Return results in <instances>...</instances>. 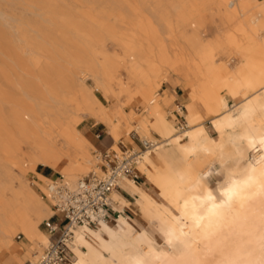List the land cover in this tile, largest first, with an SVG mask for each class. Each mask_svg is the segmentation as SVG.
Here are the masks:
<instances>
[{
  "label": "bare ground",
  "instance_id": "6f19581e",
  "mask_svg": "<svg viewBox=\"0 0 264 264\" xmlns=\"http://www.w3.org/2000/svg\"><path fill=\"white\" fill-rule=\"evenodd\" d=\"M147 7L157 23L148 22L151 52L132 47L103 64L73 62L58 80L46 73L31 87L34 95L10 110L9 130L0 108L1 144L9 156L8 164H0V247L9 251L17 233L36 252L48 244L41 223L54 213L28 175L41 178L44 192L52 177L38 173L39 165L70 185L99 170L92 156L96 145L79 129L83 117L105 125L118 141L120 126L132 124L125 108L137 101L145 106L141 126L158 131L163 141L138 166L157 195L136 188L141 195L132 210L142 222L120 216L114 225L77 229L72 264H264V0H148ZM80 14L68 17L94 20ZM208 14L218 19L209 40ZM87 77L94 80L92 90ZM164 84L188 91L181 110L187 127H176L178 133L163 115L167 94L175 103L177 93L162 89ZM96 92L115 96L114 113ZM208 118L217 138L206 128ZM172 143L174 163L160 152ZM222 170L224 178L212 189L207 178ZM113 195L119 209L129 205L117 191ZM10 257L23 264L20 254Z\"/></svg>",
  "mask_w": 264,
  "mask_h": 264
},
{
  "label": "rangeland",
  "instance_id": "374dc122",
  "mask_svg": "<svg viewBox=\"0 0 264 264\" xmlns=\"http://www.w3.org/2000/svg\"><path fill=\"white\" fill-rule=\"evenodd\" d=\"M147 2L148 0H0V12L2 13L0 16V108L4 115L3 124L8 127L6 130L11 128L9 113L12 107L26 101L29 95H34L35 91L31 87L36 86L40 79L45 78L46 73L50 74L49 77L52 80H58L67 74L73 62L82 66L91 65V62L103 64L108 59L123 58L128 49L132 47L146 53L151 52L154 32L150 31L148 22L150 21L155 27L157 23L150 8L147 7ZM68 12L79 15L90 13L94 20L73 19L68 17ZM208 15L213 19V22L211 21L208 25V33H205L206 39L209 40L217 33L218 19L211 14ZM120 73L122 76L125 75L124 71ZM85 86L91 90L94 89V80L87 77ZM162 89L170 92L175 90L177 93L175 103H173L174 98L169 95L170 102L163 106V115L165 119L168 118V121L173 123L174 133H178L174 113L178 110V104L184 106L188 91L181 86L174 88L169 84H164ZM96 93L114 113L115 106L119 105L115 96L110 93L109 99H104L100 92ZM224 95L233 106L235 102L230 95L226 93ZM144 109L145 106L137 101L125 108L132 116V124L130 127L120 126V140L112 141L113 144L117 143V146L120 144L119 150H115L120 151L123 148L138 150L139 139H149L163 144L158 131L152 129L149 132L141 126L140 120L145 115ZM183 117L185 119L184 115ZM94 125H96L95 128H93ZM206 128L210 135L218 137V132L212 128L209 118L206 121ZM79 129L93 145L97 142L95 136L101 131H105V135L109 137L107 127L103 124H96L95 120L89 116L83 117ZM1 142L0 136V164L6 165L9 162V156L4 151ZM174 146L175 144L172 143L160 150L168 156L172 163L176 161ZM22 149L29 151L25 144H22ZM94 149L92 156L99 165L101 150L98 146ZM247 163L248 160L244 159L242 166ZM138 170L141 172L140 168ZM36 171L42 175L48 171V175L45 176L52 178L60 176L49 167L41 165ZM224 173V170L219 173L215 171L207 178L206 184L215 189L218 181L224 178ZM28 178L36 192L43 196L39 187L41 178L36 173H30ZM140 185L150 193L157 195L145 175ZM126 198L131 200V205L136 210L135 201L127 195ZM161 200L164 202V199ZM45 201H47L46 198ZM131 218L141 221L136 215ZM42 223L41 229L45 231ZM114 224L116 223L111 225ZM156 246L163 248L164 244L158 239ZM36 247L35 244L32 245L31 242L26 241L22 233H17L9 251L0 247V264H9L4 260L11 258V254L15 253L22 256L23 264H25L28 260H32ZM102 253L107 258L109 257L108 252L103 251ZM13 264L17 263L13 262Z\"/></svg>",
  "mask_w": 264,
  "mask_h": 264
},
{
  "label": "built area",
  "instance_id": "2783aa9c",
  "mask_svg": "<svg viewBox=\"0 0 264 264\" xmlns=\"http://www.w3.org/2000/svg\"><path fill=\"white\" fill-rule=\"evenodd\" d=\"M174 113L179 130H184L186 120L177 105ZM139 149L124 148L100 153L99 170L92 171L70 185L63 176H55L41 189L53 210V216L42 223L49 242L41 252L25 264H72L78 248L75 231L80 227L98 228L102 223H116L124 210L114 201V191L124 192L121 182L127 178L137 182L140 179L139 164L147 152L158 146V141L139 139ZM82 248V247H81Z\"/></svg>",
  "mask_w": 264,
  "mask_h": 264
},
{
  "label": "crops",
  "instance_id": "0c3cea01",
  "mask_svg": "<svg viewBox=\"0 0 264 264\" xmlns=\"http://www.w3.org/2000/svg\"><path fill=\"white\" fill-rule=\"evenodd\" d=\"M167 97L169 98L168 94H167ZM167 120H168V118H167ZM95 126L96 125H94L93 128H95ZM105 134H106L105 131H101L100 134L95 136L97 138V142H95V145L98 146V148L101 150L99 153H105L107 151H110V150L114 149L113 146L115 144L112 143V141H113L112 138L107 137ZM108 136H110V135L108 134ZM102 145H103V147H102ZM107 146H109V147H107ZM48 171H50V170H48ZM142 179H144V175L140 172V179L137 182H133V180L129 179V178H127V179H125V180H123L121 182V186H122L124 192H119V191H117V192L123 198H125L128 201V204H129L126 208L120 209V210H124L125 211V215H121V216H126L128 218L129 217L131 218V217L135 216L134 213H133V210H132V208L134 209V207H133V205H131V200L126 198V195L129 196L130 198H132L134 201H136L137 198H140L141 191H139L136 188H141V190L144 188L143 186L140 185V181ZM113 199H114V201H116L118 203V201L115 199L114 195H113ZM4 262L9 263V264H13V262L17 263L16 261L11 260V258L4 260ZM17 264H19V263H17Z\"/></svg>",
  "mask_w": 264,
  "mask_h": 264
},
{
  "label": "trees",
  "instance_id": "16d2710c",
  "mask_svg": "<svg viewBox=\"0 0 264 264\" xmlns=\"http://www.w3.org/2000/svg\"><path fill=\"white\" fill-rule=\"evenodd\" d=\"M47 173H48V171L45 173V175H48Z\"/></svg>",
  "mask_w": 264,
  "mask_h": 264
}]
</instances>
